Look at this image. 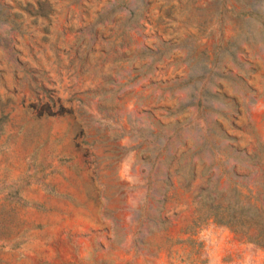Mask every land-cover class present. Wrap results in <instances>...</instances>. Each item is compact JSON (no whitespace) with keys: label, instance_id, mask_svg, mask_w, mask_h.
<instances>
[{"label":"rangeland","instance_id":"obj_1","mask_svg":"<svg viewBox=\"0 0 264 264\" xmlns=\"http://www.w3.org/2000/svg\"><path fill=\"white\" fill-rule=\"evenodd\" d=\"M0 7V264H264V0Z\"/></svg>","mask_w":264,"mask_h":264},{"label":"trees","instance_id":"obj_2","mask_svg":"<svg viewBox=\"0 0 264 264\" xmlns=\"http://www.w3.org/2000/svg\"><path fill=\"white\" fill-rule=\"evenodd\" d=\"M0 9H1V7H0ZM39 9H44V7L43 6H40V8ZM44 11H40V15H45V13H43Z\"/></svg>","mask_w":264,"mask_h":264}]
</instances>
